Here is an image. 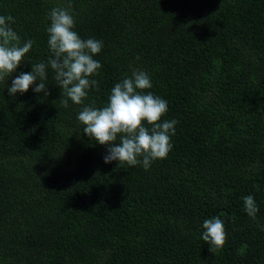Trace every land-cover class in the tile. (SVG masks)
<instances>
[{"label":"trees","instance_id":"obj_1","mask_svg":"<svg viewBox=\"0 0 264 264\" xmlns=\"http://www.w3.org/2000/svg\"><path fill=\"white\" fill-rule=\"evenodd\" d=\"M67 0H0L22 42L5 81L50 55L48 13ZM75 31L103 48V107L133 68L149 74L175 119L172 150L145 170L112 161L83 133L84 105L48 71L46 90L0 83V264H264V0H71ZM139 57V59H136ZM119 142V140H117ZM252 195L259 211L245 212ZM227 240L209 249L205 220Z\"/></svg>","mask_w":264,"mask_h":264},{"label":"clouds","instance_id":"obj_2","mask_svg":"<svg viewBox=\"0 0 264 264\" xmlns=\"http://www.w3.org/2000/svg\"><path fill=\"white\" fill-rule=\"evenodd\" d=\"M48 20V59L31 64V71L21 72L8 87L5 81L25 61L35 41L27 39L22 42L11 26L15 23L14 17L0 15V83L7 87L10 97L24 94L30 87L33 92H43L47 97L46 81L51 69L53 79L65 97L61 106L67 108L69 100L84 105L89 90H98V81L93 77L99 75L102 65L94 57L101 52L103 42L91 37L82 38L75 31L71 0L54 6L48 13ZM151 88L149 74L133 68L131 75L126 74L114 84L103 107L88 104L78 113L77 120L83 126V133L95 143L107 146L104 163L117 161L129 166L142 165L147 170L153 161L166 158L172 150L171 137L175 135L178 121H161L168 112V103L151 91H145ZM243 203L247 215L255 219L259 209L254 197H243ZM202 228L201 239L209 249L224 246L227 232L222 219H207Z\"/></svg>","mask_w":264,"mask_h":264}]
</instances>
